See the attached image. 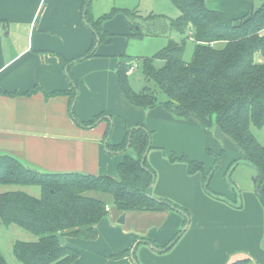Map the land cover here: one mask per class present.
Masks as SVG:
<instances>
[{"label":"crops","instance_id":"1","mask_svg":"<svg viewBox=\"0 0 264 264\" xmlns=\"http://www.w3.org/2000/svg\"><path fill=\"white\" fill-rule=\"evenodd\" d=\"M127 1L133 8L138 6L137 0H92V16L97 19L114 8L131 10ZM263 1L205 0V4L210 10L240 19L250 15ZM85 2L0 0V155H10L40 171L119 179V164L125 156L134 157L135 153L130 148L125 153L110 151L107 145L122 143L128 131L144 126L152 132L153 148L147 155L157 172L153 194L185 208L189 222L186 224L184 213L175 210L129 212L124 214L126 223L122 226L116 224L120 214L113 212L110 221L105 218L98 225L96 240L70 237L64 238V243L61 241L78 251L79 258L73 264H135L131 257L135 245L139 264H233L243 260L264 264V209L255 194L254 170L243 166L232 174L234 183L243 192V208L235 209L205 192L201 172L190 174L187 164L166 160L161 151L165 150V138L171 141L175 123L181 134L186 133L184 138L189 137L187 143L204 142L198 152L194 150L197 147H190L188 155L178 148L176 139L177 147L173 141L168 144L170 151L189 159L193 155L199 159L207 153L208 161H201L206 172L215 167L213 154L223 149L229 138L218 127L207 128L194 119L190 122L191 129H185L181 124L190 119L178 118L159 105L146 109L132 105L118 79L122 53H112V47L117 43V48H122L123 40L114 36H131L134 22L121 12L105 21L103 29L111 42L98 45L96 55L84 58L94 41L85 19ZM162 12L156 7V13L151 15L172 18ZM179 15L180 11L176 16ZM116 23H121L122 29ZM176 35L171 34L169 39L175 40ZM255 61L264 64V56L257 54ZM34 88L41 91L26 95ZM57 91L69 95H46ZM98 116L101 117L96 120ZM92 120L95 123L88 124ZM159 121H174L172 132L159 125ZM193 151L198 154L192 155ZM240 158L231 157L224 162L223 157L218 170L215 168L210 185L218 193L227 191L223 184L225 172ZM108 208L112 213L111 207ZM177 233L181 234L171 244ZM167 246L169 249L162 251ZM126 250H131L129 256L117 260L109 257Z\"/></svg>","mask_w":264,"mask_h":264},{"label":"trees","instance_id":"2","mask_svg":"<svg viewBox=\"0 0 264 264\" xmlns=\"http://www.w3.org/2000/svg\"><path fill=\"white\" fill-rule=\"evenodd\" d=\"M91 1L85 2V19L92 29L94 41L84 58L96 55L97 43L105 45L111 42L109 34L103 29L105 21L120 12L131 19L139 13L137 10L114 8L95 19L91 13ZM170 1L180 11L179 17L170 19L150 15L146 21H160L156 22L159 33L184 35L189 32V35L178 42L170 39L164 50L153 58L143 59L142 65L138 64L148 84L141 91L134 90L130 84L128 71L133 63L124 64L120 60L118 79L121 89L137 108L159 105L179 118L196 119L207 128L218 127L241 152V158L230 165L229 177L226 175L237 201L235 204L225 202L235 209L243 208L242 191L231 178L237 168L247 166L257 173V197L264 209V146L252 131V128L264 126V64L255 61L257 54L264 56V1L250 15L240 19L208 9L205 0ZM136 35L141 37L140 33ZM188 40L195 45L189 62L184 60ZM38 91L41 90L34 88L26 95ZM46 95L51 97L69 93L57 91ZM72 114L75 118L74 109ZM96 120L88 124H94ZM129 137L130 149L135 156H125L119 164V179L40 171L15 157L0 155V186L29 187L39 192L38 196L23 190L0 194V225L5 229L17 226L37 238L35 241L17 240L13 243V255L19 263L73 264L77 261L78 251L63 245L61 238L68 236L83 241L96 240L97 227L109 213L107 208L110 203L106 197L111 198L120 216L129 212L175 210L186 215L188 224L189 212L185 208L153 194L157 172L150 165L147 155L153 148L152 132L144 126L136 127L127 132L122 143L108 144V150L125 153ZM166 156L172 163H186L190 174L201 172L205 188L212 195L210 181L218 165L206 172L202 162L191 160L186 155L176 156L172 153ZM222 157L217 155V162ZM180 234L175 235L171 244ZM147 243L153 245L152 242ZM130 251L109 257L121 259L129 256ZM134 259L139 264L136 253ZM0 264H8L1 250ZM233 264L251 263L243 260Z\"/></svg>","mask_w":264,"mask_h":264},{"label":"rangeland","instance_id":"3","mask_svg":"<svg viewBox=\"0 0 264 264\" xmlns=\"http://www.w3.org/2000/svg\"><path fill=\"white\" fill-rule=\"evenodd\" d=\"M127 2H128V5L130 6V7H127V8H129L131 10L135 9L134 11H136L137 10L136 8H138V11H139V13L137 14L139 17L137 15L134 18H132V19L128 17L132 22H134V25L132 26L133 28L130 31L134 35L126 36V37H125V35L114 36V38H117V39L121 38L123 40L122 41L123 44H122V48L121 47L117 48L118 44L115 43L114 47H112V53L118 54L121 51V53L123 55L122 56L123 58L122 57H120V58H122L124 64H126V63H129V64L131 63L132 64V63L136 62L137 64L142 65L143 64L142 63L143 59L155 57L158 53H160L162 50H164L167 47V45L169 43V40H170L169 39L170 38L169 34L166 35L164 33H159V30L157 28L156 22L155 23H148V21H146V18L151 15V12H155L156 13V7L158 9H161V11H163L162 12L163 14L167 15L168 17H172L170 19H173V18L175 19L177 17L176 15L179 13V10L172 2H168V1H165V0H158V1H156V0H137L138 4H136V5H138V6H135L136 8H133L134 6L131 4V2H129V1H127ZM124 15H126V14H124ZM173 15H175V16H173ZM115 26L118 29H122V24L121 23H116ZM126 27H127V23H126ZM137 33H140L141 37L137 36L136 35ZM188 35H189V32L185 33L184 35H179L178 34V35L175 36V41L178 42V41H180L182 39H185V38H187ZM193 52H194V44L191 41L188 40L187 44H186L185 53H184V60L187 61V62L191 61L192 56H193ZM161 64L162 63H159L158 65H161ZM141 73L142 72L138 68L136 70V72L131 77L129 76L130 84H131L132 88L134 90H136V91H141L143 89V86L144 87L148 86L147 82L145 81L144 76ZM183 120H185V119H183ZM191 120H193V118L190 119L189 122L181 124V126H183L185 129H191L192 125H191L190 122H194V121H191ZM194 120H196V119H194ZM173 124H174V121H159V125H161L162 127L167 128V129L169 128V130H171V132H172L171 127H174V126H172ZM175 124H176V126L174 128H176V129H173V131L176 134L173 132V137H172L171 141L175 142L176 139L179 140V144H178L179 147L178 148H182L184 150L182 153L186 152L189 155L191 153V151H192L190 149V147H195V148L197 147L194 150H196V152H198V148L200 149V147H201V145L203 144L204 141H201L200 145H199V143L193 145L194 144L193 140L192 141H188V143H187V139L189 137L184 138V134H186V133L184 132V133L181 134L178 131V130H180V127H178L177 123H175ZM252 131H253V134L256 136L257 140L259 141V143L264 146V126L262 128H252ZM195 135H197V133ZM165 140L166 141L163 143V145L165 147L164 148L165 150H164V152L163 151H161V152L163 153V156L165 157V159L169 161V159L167 158L166 155L169 156L170 154H172L174 152L170 151L169 146H168L169 143L171 144V141H169L168 138H165ZM196 140H199V138L196 139ZM227 140L228 141L230 140L232 145H230ZM174 145H176V142L174 143ZM175 147H177V145ZM223 147H224L223 149H225V150L220 148V150H218L219 151L218 153L215 152L216 154L215 153L213 154L214 155L213 159L215 160L214 164L219 166L221 161H223V157H224V162L226 160H228L229 158H231V157H236V158L241 157V153L239 151L238 146L234 143V141H231L230 138L226 139V141L224 142V146ZM221 150H223L224 152L221 153ZM213 151H217V150L213 149ZM193 154L197 155L198 153H195L193 151L192 155ZM177 155H180V154L177 153ZM206 155L208 156L207 153H205V155L203 154L202 156H200V158H202V159H200V158L197 159L196 156L193 155V156L190 157V159H197L200 162L201 161L202 162H206V161H208L206 159ZM217 155H222L223 156L220 159L221 161H219V162H217V159H218ZM176 163L180 164L182 162H176ZM241 167H243V166H241ZM216 169L218 170V168H216ZM216 171L212 172V176L215 175ZM228 173L229 172L226 171L225 172V176L226 175L228 176L229 175ZM254 173L255 174H254V177H253L252 181L254 182L255 194L257 195V187H256V183H255V177L257 176V173L255 171H254ZM225 176H224L223 184H224V186H226V188L229 189V190L227 189V191L229 193H227V191L225 189H223V192H219L218 193V191L213 189L211 187V185H210V187H211L210 188V193L212 195H214V198L216 200H218V201H220V202H222V203H224L226 205H227V203L225 201H227L229 203H232V204H235L236 201H237V199H236L237 195H236V193H234L230 189V186L228 185L227 178ZM231 179L234 180V175L232 176ZM263 185H264V183H263ZM14 190H23V191H26V192L30 193L31 195H35V196L39 195V192L37 190L32 189V188H29V187H14V186H9V187H6L4 189L1 188L0 189V193H2L4 191H14ZM205 192L208 193L209 191H207L206 188H205ZM216 192L219 195H221L222 197L216 195L217 194ZM214 193H216V194H214ZM106 200L108 201V203H110L111 212H112V213H108V216L106 217L110 221L111 220L110 218L113 217V214H114L113 212H116V209L114 208L110 197H106ZM137 213H140V212H137ZM121 217H119L118 220ZM118 220H117V222H118ZM117 222H116V224L122 225V226L125 225V223H126V221H125L124 224H119ZM184 229H185V227L183 228V230ZM64 238H70V237H67V236L66 237H62L61 241H63V243H64V240H65ZM36 239L37 238L35 236H33L32 234H30L28 232L23 231L22 229L18 228L17 226H12L9 229H5L4 227H2L0 225V250L3 253L4 257L6 258L8 264H21V263H19L17 261V259L13 255L12 246H13V243L15 241H17V240H20V241H35ZM81 241H83V240H81ZM135 246L133 248H135Z\"/></svg>","mask_w":264,"mask_h":264},{"label":"water","instance_id":"4","mask_svg":"<svg viewBox=\"0 0 264 264\" xmlns=\"http://www.w3.org/2000/svg\"><path fill=\"white\" fill-rule=\"evenodd\" d=\"M98 45H99V43H97L96 48L98 47ZM74 106H75V102L73 103V108H74ZM107 142H108V139L106 140V144H107ZM129 148H130V137H129V140H128V144H127L126 149L128 150ZM145 157H146V155L143 157L142 162H144ZM151 188H152V186L150 187V189H151ZM125 221H126V217L123 215V216L118 220V223H119V224H124ZM187 227H188V225H186V227H185V229L183 230V232L187 229ZM177 239H178V238H177ZM177 239L174 240L173 243H175V242L177 241ZM136 247H137V246H135V248H133L132 253H131V257H132V259L134 260L135 264H136V260L134 259V254H135V249H136ZM154 249L156 250V248H154ZM168 249H169V247H167L165 250H162V251H166V250H168ZM158 251H159V250H158Z\"/></svg>","mask_w":264,"mask_h":264},{"label":"built area","instance_id":"5","mask_svg":"<svg viewBox=\"0 0 264 264\" xmlns=\"http://www.w3.org/2000/svg\"><path fill=\"white\" fill-rule=\"evenodd\" d=\"M138 69V64L135 62L133 63L132 67L130 68V70L128 71L129 75H132L136 72V70ZM110 209L107 208V211H109Z\"/></svg>","mask_w":264,"mask_h":264}]
</instances>
